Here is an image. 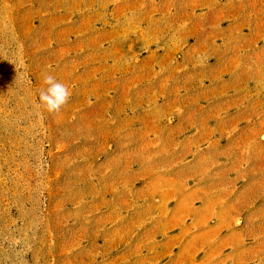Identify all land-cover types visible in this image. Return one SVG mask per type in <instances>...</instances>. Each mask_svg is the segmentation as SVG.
Wrapping results in <instances>:
<instances>
[{
    "label": "rangeland",
    "instance_id": "rangeland-1",
    "mask_svg": "<svg viewBox=\"0 0 264 264\" xmlns=\"http://www.w3.org/2000/svg\"><path fill=\"white\" fill-rule=\"evenodd\" d=\"M0 264H264V0H0Z\"/></svg>",
    "mask_w": 264,
    "mask_h": 264
},
{
    "label": "clouds",
    "instance_id": "clouds-1",
    "mask_svg": "<svg viewBox=\"0 0 264 264\" xmlns=\"http://www.w3.org/2000/svg\"><path fill=\"white\" fill-rule=\"evenodd\" d=\"M43 83L46 87L40 91L37 106L50 114L59 113L69 102L71 91L50 74L44 76Z\"/></svg>",
    "mask_w": 264,
    "mask_h": 264
}]
</instances>
